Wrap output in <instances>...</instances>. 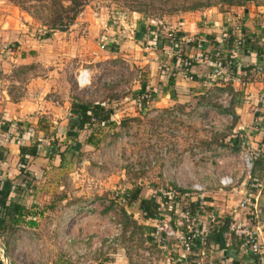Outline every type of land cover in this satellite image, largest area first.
<instances>
[{
	"label": "rangeland",
	"instance_id": "rangeland-1",
	"mask_svg": "<svg viewBox=\"0 0 264 264\" xmlns=\"http://www.w3.org/2000/svg\"><path fill=\"white\" fill-rule=\"evenodd\" d=\"M61 1L65 6L69 3V0ZM195 1L215 0H85L81 11L66 30H55L47 36L49 25L46 18L38 13L41 12V3L50 8V0H0L1 98L8 96L11 100H20L29 93L32 96L41 94L42 79L47 83L51 79V87L58 85L60 89L72 92L78 85L76 79L79 73L87 72L89 84L79 86V99L85 101L86 96L95 93L94 99L107 103L106 109H110L113 114L115 112L113 124H96L91 129L79 131L73 127L72 132L77 134L70 136V140L48 139L54 148L63 149L58 152L62 166L60 175L53 172L50 176V183L56 181L58 186L50 190L44 207L28 210L30 213L25 212V216L29 215L31 218L37 216L39 210L42 212L35 220L36 226L33 229L23 222L15 228L5 245L1 238L2 246H6V256L0 259V264L5 258L11 264H84V257L70 259L68 255L77 249L92 246H97L93 255L96 262V258L101 257L104 251L111 255L110 252L118 247H123L135 262L140 250L149 247L154 251L156 246L145 244L144 224L138 213L133 206H127L125 201L117 200L115 193H126L135 184L151 188L153 180L160 174L167 183L174 181L184 189L190 188L199 183L196 180L199 165L204 167L209 164L218 172L219 169L221 173L224 171L226 164L211 163L208 160L210 153L205 154L203 150V146L211 151L217 146L216 142H207L208 139L202 136L210 131L207 128L206 132L200 131L199 126L193 124L195 114L199 113V107L198 113L193 109L200 105V98L198 101L194 100L198 96L191 98L188 109L175 105L173 110L179 114L177 118H169L161 107L159 116L156 117L153 113L158 108L150 105L152 108L145 111L144 105L135 103L143 84L152 82V86L156 84L158 88L164 87L163 81L156 80L161 71L167 72L161 66L167 58L163 56L164 51L159 41L154 52H151L149 48H145L148 42L143 35L141 39L134 35L125 37L126 43L118 38V45L125 44L123 52L127 57L117 56L112 60H104L103 64L89 62L90 56L96 54V49H101V41H104V38L98 40V35L97 43L100 44L91 46L93 48L87 45L93 25L103 29V25L113 22L116 16L136 15L148 23L155 21L163 38L167 30L181 24L185 14L205 12L213 8L224 11L236 7L218 3L194 10H182ZM20 2L23 8L20 7ZM248 3L264 4V0L246 4ZM114 44L117 45L116 42ZM49 72H58L59 75L50 76ZM225 88L224 91H228L231 96V105L232 87L226 85ZM43 95L51 99L54 96L50 90ZM214 97L215 95L210 102L215 107L216 114L209 115V118L212 121L222 118L220 121L224 127L221 129L227 128L232 119L224 114L228 112L230 105L224 107L214 101ZM121 106L124 108L119 109ZM68 116L70 119L74 117L72 112ZM186 120L191 121L192 126ZM46 127L49 129L48 124ZM67 129L71 130L69 124ZM221 129L212 131V136L214 134V137H221L222 133L228 132V129ZM49 131L46 134L50 136ZM90 134L92 140L87 143ZM204 140L207 141L203 142ZM195 192L196 197L203 195L202 191ZM46 195L48 193L44 197ZM87 204H92V207L86 208ZM122 209H127L142 229L124 225ZM160 216L165 219L163 213ZM149 226L153 227V224ZM172 227L175 228L176 224ZM116 231L117 237L113 236ZM28 232L34 235L31 233L27 237ZM116 238L119 239L118 247L115 246Z\"/></svg>",
	"mask_w": 264,
	"mask_h": 264
},
{
	"label": "crops",
	"instance_id": "crops-1",
	"mask_svg": "<svg viewBox=\"0 0 264 264\" xmlns=\"http://www.w3.org/2000/svg\"><path fill=\"white\" fill-rule=\"evenodd\" d=\"M139 17L136 15L116 16L113 22L109 21L110 23L104 24L103 29H100L98 25H93L94 29L89 32L87 45L95 47L96 44H100L97 43L99 35L98 40L104 38L101 43L104 42L105 46L100 44L101 49L95 50L96 54L90 56L91 60L89 62L97 61L103 64L105 63L104 60H112L117 56L127 57L126 53L123 52L125 44L118 45L120 41L118 38H121L124 43L127 41L125 37H131L132 35L141 39L146 21ZM180 22L183 33L206 37L209 48H221L223 56L226 59L228 58L233 66H236V72H238L241 79L240 83L234 82L232 84L223 83L219 79H203L207 67L203 64H195L191 68L194 76L193 81L170 78L166 72L161 71L156 76V80L163 81L164 87L158 88L156 84L152 86V82L151 84L148 83L155 90L152 94L151 105L158 109L159 107L174 109L175 105L188 109L191 98L198 96L194 100L198 101L200 98L198 103L200 105L193 108L196 110L195 113H198V107V110L204 108L207 111L194 113L196 117L193 116L192 112L190 113L194 117L193 124L199 126L198 129L203 132H206L203 117L215 113V107L210 99H213L212 97L217 91L226 89V85L232 87V113L224 114L232 119L231 123H228L229 127L221 129V127H224L220 121L222 118L220 120L214 119V121L210 119L213 122L210 128L207 129L210 134L203 133L204 135H202L203 138L208 139V141L204 140L203 142L214 141L217 145L213 151L211 149L207 150L203 146L205 154L210 153L208 160H211V163H217V165L225 163L224 168L227 169L222 170L221 173L220 169L218 172L215 168H211L209 164L204 167L199 165L200 170L196 180L204 186L203 195L200 194L196 197L194 189L191 187L186 188L193 192V195L188 198L189 200L195 201L200 198L203 201L202 209L196 211L195 216H191L194 223L201 228L207 222L212 221V229L209 232L207 242L199 249L200 251L194 250L187 255V263L197 264L202 258V264H251V255L241 246V241L235 235H232V241H228L224 236V231L231 222L232 224L247 225L250 229L257 231L259 242L264 251V101L260 102V95L264 93V84L263 76L257 73L258 66L264 68V4L248 3L224 11H217L213 8L207 9L205 12H191L185 14ZM153 29L155 30L154 27ZM226 29L231 30L233 37H236L239 31L243 33L246 38V45L241 49H237L234 47L233 41H221V36ZM157 33L160 34V32ZM151 52H154V50H151ZM163 56L169 59V54L165 51ZM49 74L50 76H53V74L59 75L58 72L52 74L49 72ZM50 81L51 79L47 83L43 79L40 80L43 87L41 94L36 93L32 96L29 93L20 100H11L8 96L3 99L0 96V115L13 123L19 124L16 128L20 137V141H17L15 136H12L4 143L0 151V190L5 180L10 181L14 186H19L18 191L13 195V200L22 206L24 214L22 217L20 216V224L26 222L27 227L30 229L36 226L35 220L42 215V212L39 210L37 216L32 218L29 215L25 216V212L30 213L32 209L44 207L45 198H49L50 190H54L55 186H58L56 181L50 183V176L53 172L59 176L62 170L58 152L63 149L59 148L57 150L48 139L62 140L67 138L70 140V136L67 135V131H69L67 127L70 123L68 113L71 112L73 100L81 97H78L81 87L79 84L76 90L72 89V92H70L69 89L68 91L60 89L58 85L51 87ZM186 88L188 90H185ZM49 90L57 99L54 96L52 99L42 96ZM94 94L91 93L86 96V100L93 103L102 102L94 99ZM102 103L106 108L107 103ZM121 108H124V106L119 109ZM119 112L116 113L119 114ZM113 115L115 116V112ZM187 123L192 126L191 121H187ZM45 124L46 126L48 124L49 129L44 126ZM218 129H221V131L228 129L227 135L224 138L214 137V134L212 136L211 132ZM48 130H50V136L46 134ZM194 138L196 139L197 136L195 135ZM38 139H42V141L39 142ZM20 145L26 147L38 146L37 154L27 156L25 162L27 172L20 170V159L22 157ZM245 148H252L258 153L251 172V177L256 178L258 181L254 186L241 167L240 153ZM222 175L232 176L235 183L231 188L221 186L219 178L223 177ZM153 182L167 183L162 178V174L157 175ZM169 184L184 189L182 185H178L174 181ZM135 186L137 184L133 185L131 189ZM47 193L48 195L44 197ZM42 196L43 198H41ZM244 197L247 198L248 204L245 207H240L239 203ZM162 213L165 215V219L160 216ZM180 213L181 211L176 209L175 206L165 205L160 210L157 218L160 217L177 226ZM28 220H33L35 224L30 225ZM184 226L180 227L184 228ZM143 231L148 236L153 231V227L144 226ZM29 233L26 235L27 237H30L32 232ZM34 251L35 249L33 253ZM152 252L155 261L159 264L164 253L158 248ZM110 254L104 251L101 257L96 258L98 264H136V261L134 262V259L132 260L127 255L123 247L112 250ZM175 256L177 257V255ZM179 262L180 258H178L176 264H179ZM2 264H6V262L2 261Z\"/></svg>",
	"mask_w": 264,
	"mask_h": 264
},
{
	"label": "built area",
	"instance_id": "built-area-1",
	"mask_svg": "<svg viewBox=\"0 0 264 264\" xmlns=\"http://www.w3.org/2000/svg\"><path fill=\"white\" fill-rule=\"evenodd\" d=\"M156 26V27H155ZM155 28V30L153 29ZM146 31H150L147 37V46L146 49L154 50V47L158 44L161 46V49L169 54V59L162 62V67L167 71V75L170 78H179L187 81H193L194 76L191 72L192 66L195 64H203L207 67V71L203 74V79L207 80H217L226 83L232 84L234 82L240 83L241 79L238 72L233 70V65L229 60L226 63V58L223 56V52L221 48H209L207 45L206 37L199 36L197 34H185L182 30V25H176L173 28L167 30L166 36L161 37L158 34L157 23L155 21L146 22L145 28ZM157 31V32H156ZM153 36L155 39H153ZM160 36V37H158ZM224 32L221 36V41L224 40ZM227 38V37H225ZM160 39V40H158ZM158 40V41H157ZM102 46H105V43H101ZM233 45L237 49H241L246 45V38L244 34L239 31L236 38L233 40ZM257 73H260L263 76V84H264V68L262 66L257 67ZM77 83L80 86H85L89 84V74L87 72L79 73L77 77ZM230 94L228 91H217L214 97V101L219 102V104H223V106H229ZM152 94L144 93L139 94L135 99V103L137 105H144L145 111L150 110ZM264 101V93L260 95V102ZM228 102V103H227ZM207 111V110H206ZM204 108L200 109L199 112H206ZM213 112L212 110H208ZM160 113L159 109H155L153 114L158 117ZM179 114L176 111H173L169 118H177ZM204 127L210 128L212 125V121H210L209 115H205L203 117ZM17 130V128L15 127ZM12 135L6 132L2 128V119H0V150L3 148L4 143L10 139ZM39 142L42 139H38ZM258 153L256 150L252 148H245L240 153V161L242 171L245 175L251 179V182L258 183L256 178L251 177V172L253 169L254 161L257 159ZM219 183L221 186H231L235 183L234 179L231 175H224L219 178ZM192 189L195 191H203L204 186L200 183L193 184ZM164 191L160 192L164 195H169L170 197H174L175 191L171 190V185L169 183H164L163 188ZM155 193L157 192L154 189ZM126 193H121L117 195L115 193V198L118 200L125 201ZM116 201V200H115ZM247 198L244 197L241 199L239 206L245 207L247 206ZM92 204H87L86 208H91ZM144 226H148L153 224V231L147 234H144L145 244H154L156 248L160 249L164 256L162 257L159 264H176L178 258H180L179 264H188L187 263V255L192 251L196 250L200 251L202 246L205 245L208 239V235L210 230L212 229V221L207 222L205 226L199 228L195 223L194 219H192L189 212L180 213L179 220L177 221V226L174 228L169 221H165L160 217H156L152 220L143 221ZM154 222V223H153ZM185 225V226H184ZM184 226V228L180 227ZM232 235H235L240 241L241 246L246 249L251 255L252 263L251 264H264V251L261 247V243L258 239V233L254 229H250L247 225L242 224H232L229 223L227 228L224 231V236L228 241H232ZM113 236H118V232L116 231ZM112 236V237H113ZM24 238V236H22ZM115 239V238H114ZM70 242V239H67ZM115 246L118 247L119 239L116 238ZM112 242V240L110 241ZM97 246H92L90 248H81L77 249L71 254L68 255L70 259H75L76 257L82 258L84 257V264H97L96 260H94L93 255L96 252ZM5 249L2 246L1 237H0V259H2L5 255ZM202 252V251H201ZM177 255V257L175 256ZM202 255V254H201ZM200 257L199 254H197ZM96 258V255H95ZM6 260V258H5ZM6 264H10L5 261ZM3 261V260H2ZM203 259L200 258V261L197 264H202ZM24 264H38V263H24ZM136 264H158L155 261L153 256L152 248L146 247L139 252V257L136 260Z\"/></svg>",
	"mask_w": 264,
	"mask_h": 264
},
{
	"label": "trees",
	"instance_id": "trees-1",
	"mask_svg": "<svg viewBox=\"0 0 264 264\" xmlns=\"http://www.w3.org/2000/svg\"><path fill=\"white\" fill-rule=\"evenodd\" d=\"M254 0H215V1H207V2H199L195 1L191 5L185 7L182 10H194L205 6H214L218 3H224L227 6H241L245 5L247 2ZM85 0H69L67 6L63 5L61 0H50V8H46L45 4L41 3V12L38 15H42L46 18V21L49 25L47 32V36L51 34V32L55 30L64 31L66 30L75 20L78 13L81 11V8ZM257 2V1H256ZM20 7L23 8L22 3L20 2ZM261 4V3H256ZM47 16L49 18H47ZM150 31H142L143 38H146ZM224 40L233 41L236 37H233L230 29H226L224 31ZM227 37V38H225ZM153 39L154 36H153ZM229 62L227 58L226 63ZM233 70L237 71L236 66H233ZM151 88V87H150ZM154 89H149L148 84L142 85V91L140 94L144 93H154ZM232 104L227 109V113H232ZM175 110L164 109V113L167 115H171V113ZM71 112L74 116L70 119V129L67 131V135L74 136L77 134L72 132V128L75 127L76 130H87L91 129L94 125H107L113 124L115 122L113 112L110 109H106L102 102H89L83 101L82 99L75 98L72 102ZM15 126H19L17 123H13L3 117L2 119V128L10 133L12 136H15L17 141H20V137L18 131L15 129ZM227 133H222L221 138H224ZM86 142L91 143L92 134L89 135ZM39 143V142H38ZM38 146L34 145L31 147H26L20 145V151L22 152V157L20 159V170L22 172L26 171V159L29 155H35L38 151ZM2 150V149H1ZM0 150V151H1ZM150 187L137 185L134 188L130 189L126 192L127 196H125V204L127 206H133L135 211L138 213V217L143 221L152 220L158 216L160 210L163 206H175L176 209L180 210L181 213L189 212L191 216H195L196 211H200L202 209V200L197 198L195 201H191L188 198L193 195L192 190L190 189H182L176 186L171 185V190L175 191L174 197H170L169 195H164L160 192L164 191L162 183H155ZM251 184L256 185V183L251 182ZM256 187V186H255ZM19 186H14L10 183V181L5 180L3 187L0 190V237L4 240V245L7 243L9 238L12 236L13 231L17 226L20 225V216L22 217L23 210L22 206L13 200V195L18 191ZM156 189V193L154 191ZM122 215L124 216V225L128 227V225H132L137 229H142V227L137 223V220L129 214L127 209H122ZM29 224H35L33 220H29ZM6 250V246H4Z\"/></svg>",
	"mask_w": 264,
	"mask_h": 264
}]
</instances>
